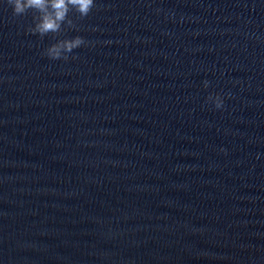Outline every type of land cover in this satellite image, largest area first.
<instances>
[{"label": "water", "instance_id": "obj_1", "mask_svg": "<svg viewBox=\"0 0 264 264\" xmlns=\"http://www.w3.org/2000/svg\"><path fill=\"white\" fill-rule=\"evenodd\" d=\"M38 15L0 0V264H264V0Z\"/></svg>", "mask_w": 264, "mask_h": 264}, {"label": "clouds", "instance_id": "obj_2", "mask_svg": "<svg viewBox=\"0 0 264 264\" xmlns=\"http://www.w3.org/2000/svg\"><path fill=\"white\" fill-rule=\"evenodd\" d=\"M8 2L17 15L24 14L29 9L39 13L30 31L34 34L38 33L41 37L49 33H58L66 22L71 23L69 19L71 11L75 10L80 17H85L96 4V0H8ZM85 44L83 36L75 35L51 44L46 49V55L53 60H68L70 53ZM207 86L208 82L205 81V87ZM208 99L217 109L222 108L225 102L220 94L210 95Z\"/></svg>", "mask_w": 264, "mask_h": 264}]
</instances>
